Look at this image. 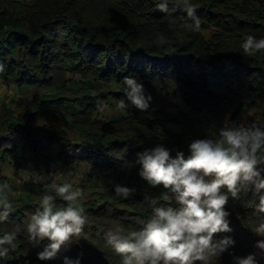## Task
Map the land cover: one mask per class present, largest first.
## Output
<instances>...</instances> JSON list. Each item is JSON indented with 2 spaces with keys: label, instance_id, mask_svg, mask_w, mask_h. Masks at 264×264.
Masks as SVG:
<instances>
[{
  "label": "trees",
  "instance_id": "obj_1",
  "mask_svg": "<svg viewBox=\"0 0 264 264\" xmlns=\"http://www.w3.org/2000/svg\"><path fill=\"white\" fill-rule=\"evenodd\" d=\"M156 2L0 0V81L33 92L22 112L0 109V162L32 175L85 163L93 169L91 180L107 174L135 188L127 198L113 188L82 202L86 238L62 248L57 259L41 261L37 252L48 240L33 246L27 223H20L50 190L29 187L13 201L12 221L0 223V234L17 233V247L0 264H64L65 256L81 254L82 264H121L107 233L117 226L141 227L151 211L146 195L175 203L162 185L140 176L137 153L163 143L173 156L182 150L187 158L193 139H219L226 124L264 126V57L240 47L246 34L264 36V0H189L200 17L198 30L181 27L190 20L184 0H171L167 12ZM161 32L164 43L156 41ZM128 75H136L151 94L148 109L118 107L126 99ZM170 94L186 103V111L158 108L156 101ZM104 106L112 109L106 119ZM258 167L264 174V166ZM64 203L57 196V206ZM258 204L251 186L230 196L225 208L232 231L215 233L214 241L231 236L235 244L216 259L209 256V264H234V256L250 253L264 264L256 246L264 230H253L264 222Z\"/></svg>",
  "mask_w": 264,
  "mask_h": 264
},
{
  "label": "clouds",
  "instance_id": "obj_2",
  "mask_svg": "<svg viewBox=\"0 0 264 264\" xmlns=\"http://www.w3.org/2000/svg\"><path fill=\"white\" fill-rule=\"evenodd\" d=\"M171 0H157L155 6L168 11ZM190 20L181 27L198 30L200 17L196 15L189 0H184ZM164 33L156 41L164 43ZM240 47L248 55L264 57V36L251 33L241 40ZM125 98L118 107L126 108L129 103L144 110L150 107L152 96L136 75L123 78ZM190 155L185 158L182 150L175 156L163 143L145 148L137 153L142 165L140 176L152 186H160L175 203L162 204L154 196H145L150 214L140 221L141 227L117 226L107 233V242L121 254V264H195L208 257L215 259L229 246L235 244L231 236L214 241V234L231 232L225 208L230 196L239 197L242 190L251 186L259 199L257 207L264 210V174L258 166H264V126L228 125L219 130V139L196 138L189 144ZM53 190L42 192L35 211L28 214L27 238L33 246L46 239L48 243L37 252L41 261L58 258L62 248H69L86 238L84 225L87 220L80 199L82 189L72 182L53 183ZM10 186L0 183V223L10 219L13 202L7 198ZM117 195L127 198L135 188L116 184ZM57 196L64 203L56 204ZM257 234L264 230V222L253 229ZM264 252V239L256 241ZM17 247V233L8 231L0 234V257H5ZM234 264H258L255 254L234 256ZM64 264H82V254L64 257Z\"/></svg>",
  "mask_w": 264,
  "mask_h": 264
},
{
  "label": "rangeland",
  "instance_id": "obj_3",
  "mask_svg": "<svg viewBox=\"0 0 264 264\" xmlns=\"http://www.w3.org/2000/svg\"><path fill=\"white\" fill-rule=\"evenodd\" d=\"M206 34L208 35V32ZM70 77L72 76L70 75ZM32 93V90L21 92L17 89L9 88L0 81V109L7 107L14 109L16 112H22L26 103L31 99ZM156 105L160 110L169 113H179L187 109L186 103L180 97L171 94L166 99H158ZM111 112L112 109L110 110L104 106L102 118L106 119L111 115ZM65 119L67 118L65 117ZM171 128L177 131L180 129L179 126L174 125ZM92 173L93 169L89 164L76 163L69 166L59 165L56 171L50 174L32 175L22 170L16 173L14 164L0 162V177L3 178L4 182L6 180L9 183L10 191L7 198L12 202L22 197L23 194H26L30 189L29 187L41 190L49 188L51 191L53 190V183L62 184L65 182H72L75 187L82 189L83 196L80 199V203L88 202L96 198L98 193L110 191L118 184L114 177L107 174L100 175L98 178L91 180ZM0 183H2V180H0ZM8 221L11 222L12 219L10 218ZM23 221L20 223V227L28 222V216L23 218Z\"/></svg>",
  "mask_w": 264,
  "mask_h": 264
}]
</instances>
